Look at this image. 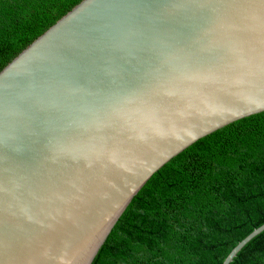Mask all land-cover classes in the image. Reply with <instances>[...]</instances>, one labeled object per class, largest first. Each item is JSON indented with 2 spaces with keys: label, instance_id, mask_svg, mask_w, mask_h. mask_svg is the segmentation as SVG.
<instances>
[{
  "label": "water",
  "instance_id": "95a60500",
  "mask_svg": "<svg viewBox=\"0 0 264 264\" xmlns=\"http://www.w3.org/2000/svg\"><path fill=\"white\" fill-rule=\"evenodd\" d=\"M262 111L264 0H81L0 71V264H91L158 169Z\"/></svg>",
  "mask_w": 264,
  "mask_h": 264
},
{
  "label": "trees",
  "instance_id": "16d2710c",
  "mask_svg": "<svg viewBox=\"0 0 264 264\" xmlns=\"http://www.w3.org/2000/svg\"><path fill=\"white\" fill-rule=\"evenodd\" d=\"M80 1L0 0V71ZM263 223L264 111L207 134L158 169L91 264H222ZM244 264H264V244Z\"/></svg>",
  "mask_w": 264,
  "mask_h": 264
}]
</instances>
